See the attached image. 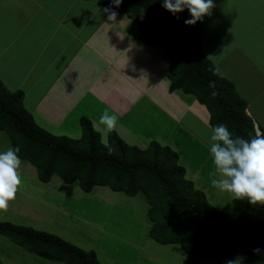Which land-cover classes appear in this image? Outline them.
<instances>
[{"label":"crops","instance_id":"1","mask_svg":"<svg viewBox=\"0 0 264 264\" xmlns=\"http://www.w3.org/2000/svg\"><path fill=\"white\" fill-rule=\"evenodd\" d=\"M13 1L6 0L4 9L0 10L3 13L0 15V73L3 70L4 76L16 86L11 88L13 91L8 90L23 93V106L38 127L54 136L78 139L81 136L79 120L87 118L100 134L101 142L106 144L107 141L102 138L105 133L98 127L97 121L101 112L107 109L118 116V127L113 132L120 139L142 150L151 143L168 147L177 154L178 164L185 169V178L193 183L195 189L204 192L207 198L208 194L222 196L220 207L229 210L233 200L231 195L211 187L212 180L217 177L209 151L204 154L206 164L199 166L196 159L202 156L200 146L195 145L197 150L194 145L185 146L186 142L196 141L208 150L206 143L198 139L200 135L196 130L199 125L207 133L211 131L209 112L192 94L170 90L169 58L164 46L135 40L127 32L130 19L116 12L115 21H109L96 0ZM248 1L251 9L248 14L255 13L251 18L253 27L247 30L246 36H239L237 43L242 45L252 36L258 39L259 42L251 48L254 51L251 58L258 67L264 68V0ZM258 22H262L263 26L260 23L257 25ZM24 37L31 43L21 41ZM229 42L233 44L232 39ZM24 43L31 46V50L29 53L26 50L15 59V45ZM241 47L244 48V45ZM4 64L9 67L4 69ZM263 70L259 72L263 73ZM245 102L255 133L260 131L259 126L264 129V125L259 124L250 112L251 102ZM6 140L7 149L11 146L8 137ZM26 165L30 166L22 161V187L9 210L0 214V222L24 227L29 225L83 250L94 251L101 264L100 254L103 252L106 262L113 264L110 253L107 254L109 250L99 252L95 237L88 231L76 232L77 238H65L66 228L60 215L70 213L69 210L64 211L63 200L70 195L81 197L73 183L63 185L58 182L50 189L55 176L50 182L42 183L36 170ZM32 179L46 187L32 186L29 182ZM36 190L40 192L38 200L34 199ZM22 198L24 201L20 204L19 199ZM123 198L125 206L143 209L142 219L145 221L148 205L144 199L141 196ZM18 221L25 224H18ZM148 225L150 228L149 221ZM93 227L96 229L95 224ZM135 236L138 237L134 239L133 246L140 238ZM126 240L131 242V239ZM114 252L117 254L120 251ZM0 264L60 263L46 260L0 237Z\"/></svg>","mask_w":264,"mask_h":264},{"label":"trees","instance_id":"2","mask_svg":"<svg viewBox=\"0 0 264 264\" xmlns=\"http://www.w3.org/2000/svg\"><path fill=\"white\" fill-rule=\"evenodd\" d=\"M96 3L102 9L111 6V0ZM113 11L130 19L127 32L135 40L165 47L170 90L192 94L209 112L211 126L224 123L234 136H255L246 102L201 51L199 24L184 23L191 19L187 9L172 14L163 0H122ZM22 101L21 91L11 92L0 83V131L11 147L20 148L21 160L35 168L40 182L57 176L86 194L107 187L141 196L148 205V235L155 242L179 245L189 255L216 264H264V205L233 199L229 212L217 210L185 178L177 154L168 147L151 143L142 150L114 132L103 144L87 118L79 120L80 138L54 136L36 125ZM0 237L51 262L100 264L94 251L30 227L0 222Z\"/></svg>","mask_w":264,"mask_h":264},{"label":"rangeland","instance_id":"3","mask_svg":"<svg viewBox=\"0 0 264 264\" xmlns=\"http://www.w3.org/2000/svg\"><path fill=\"white\" fill-rule=\"evenodd\" d=\"M5 1L2 0L3 4L1 6L0 0V10L4 9ZM247 1L213 0L215 7L211 10V14L203 17L197 23L201 28L200 42L203 55L212 62L226 79L234 84L238 95L244 101L251 102L250 112L253 118L259 124L264 125V76L260 74L262 72H259L264 68L258 67L251 58V55L254 53L251 48L259 40H256L252 36L250 40H245L242 45L241 43H237L239 42V36H246L247 30L253 27V20L251 18L255 13L248 14V11L251 9L249 1ZM1 14H3L2 11H0ZM242 20L246 21V23H243ZM260 24L263 26L262 22ZM1 27L2 19L0 18V35ZM231 39L233 40L232 45L229 42ZM21 41L31 43L30 39L27 41L25 37ZM243 45L244 48L241 47ZM26 50L29 53L31 46L26 43L24 45H15V59H18L19 55H23ZM256 62L258 63V61ZM7 66L4 64V69ZM4 74L2 70L0 73V83L13 91L11 88H16L15 84L13 85V81L6 78ZM262 74L264 75V70ZM73 114L75 115L76 112ZM197 128L196 133L200 135L198 139L201 138L206 143V138L210 135V132L207 133L203 126L198 125ZM5 137L7 138V135L0 131V149L3 151L6 150L5 147L8 145ZM190 142H186L185 146L191 145L193 147L194 145V149L196 146L198 148L200 146L201 148L202 156L196 159L197 165H205L207 160L204 159V154L207 155L208 150L206 147H202V144H197L196 141ZM27 167L35 171L31 165ZM28 174L31 176L30 172ZM53 179L55 180L51 181L49 185L50 189L56 186L58 182L64 183L63 181L60 182L57 176ZM32 180H29L32 186L37 187L42 185V187H46L45 184L39 185L36 180ZM73 187L78 189L77 191H79L78 193H80L81 197L70 195L63 200L64 211L69 210L70 213V215L64 213L60 215L62 219L61 223L66 228L65 238H77L79 236H76L78 235L76 232L82 233L88 231L89 235L95 237V246L99 252L103 249L109 250L107 254L109 255L110 253L109 257L112 259L113 264H216L205 256L189 255L179 245L159 244L152 240L147 233L149 228L148 220L146 217L145 221L142 219L143 209L139 206H125L122 202V200L124 201L123 197H125L123 193L112 192L107 187H96L89 194H83L77 184L73 183ZM211 187L213 186L211 185ZM76 189L74 188L73 192L76 193ZM39 197L40 192L36 190L34 199L38 200ZM207 199L217 210L226 211L225 207H220L223 203L222 196L216 197L209 196L208 194ZM19 201L22 204L24 199H19ZM131 202L134 203V201ZM229 211L230 208L226 212ZM18 224L25 223L18 221ZM93 224L96 225V229L92 228ZM25 226L30 227L29 225ZM135 235H139L140 238L138 239V244L133 246L134 239L138 237ZM124 238L131 239V242ZM114 251L120 252L116 254ZM100 259L103 264H108L103 256V252L100 254Z\"/></svg>","mask_w":264,"mask_h":264},{"label":"clouds","instance_id":"4","mask_svg":"<svg viewBox=\"0 0 264 264\" xmlns=\"http://www.w3.org/2000/svg\"><path fill=\"white\" fill-rule=\"evenodd\" d=\"M121 3L122 0H111V6L103 9L109 21H115L117 13L113 8H119ZM163 7L172 14L187 9L191 19L184 23L194 25L210 15L215 5L213 0H163ZM118 122L116 114L107 109L101 112L97 124L105 133V142L108 134L118 127ZM210 127L206 145L217 177L212 180V186L230 194L235 200L264 205V133L257 131L249 140L234 136L224 123ZM21 166L19 147L0 151V214L9 210L22 187ZM255 251L259 252V249Z\"/></svg>","mask_w":264,"mask_h":264}]
</instances>
